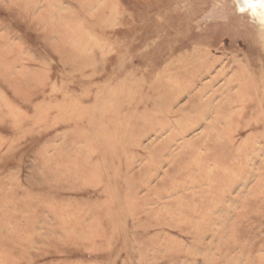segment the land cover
Instances as JSON below:
<instances>
[{
    "label": "rangeland",
    "instance_id": "obj_1",
    "mask_svg": "<svg viewBox=\"0 0 264 264\" xmlns=\"http://www.w3.org/2000/svg\"><path fill=\"white\" fill-rule=\"evenodd\" d=\"M263 1L0 0V264H264Z\"/></svg>",
    "mask_w": 264,
    "mask_h": 264
},
{
    "label": "bare ground",
    "instance_id": "obj_2",
    "mask_svg": "<svg viewBox=\"0 0 264 264\" xmlns=\"http://www.w3.org/2000/svg\"><path fill=\"white\" fill-rule=\"evenodd\" d=\"M254 6H256V5H254ZM255 12H256V26L258 27L256 29L255 41H256V43L259 44V46H258L259 53L256 55L254 60L246 63L247 66L251 67L252 70L251 71H249V70L243 71L241 68L239 73L233 75V78L231 81L232 82H238L239 86H241V90L246 91V92H251V93H253V92L255 93L254 90L257 87V85L262 86L263 91L260 94V96H262V98H263L264 97V4L261 5L260 7L258 5V10H256ZM204 72H206V71L204 70ZM210 73H211V71H207L206 76H208ZM256 73L259 76L258 77H257V75L254 76V77H256V81H255V79L252 76H253V74H256ZM218 74L219 75H218L217 79H221L224 77L225 71H222ZM228 77H230V76H228ZM244 77H248V79H246V83L242 82ZM257 94L258 93H256L255 95H257Z\"/></svg>",
    "mask_w": 264,
    "mask_h": 264
}]
</instances>
